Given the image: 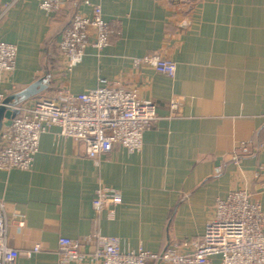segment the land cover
<instances>
[{"label":"crops","instance_id":"crops-1","mask_svg":"<svg viewBox=\"0 0 264 264\" xmlns=\"http://www.w3.org/2000/svg\"><path fill=\"white\" fill-rule=\"evenodd\" d=\"M89 2L105 22H119L121 38L100 54L86 48L63 76L59 36L74 14L89 12L82 1L50 15L35 0H0V42L17 50L14 71L0 72V90L10 98L41 81L42 94L62 86L79 94L120 83L152 100L159 121L143 133L139 153L114 146L97 163L52 126L29 172L0 171L6 213L24 217L22 227H7L8 245L20 251L16 264H58V239L88 236L95 225L125 251L159 254L173 242H195L215 217L216 200L234 190L264 211V0ZM147 54L173 61L174 78L135 66ZM173 95L186 97L178 113L168 106ZM99 184L120 194L112 220L111 207L94 216ZM35 245L40 251L28 256ZM209 262L220 264L216 256Z\"/></svg>","mask_w":264,"mask_h":264},{"label":"built area","instance_id":"built-area-1","mask_svg":"<svg viewBox=\"0 0 264 264\" xmlns=\"http://www.w3.org/2000/svg\"><path fill=\"white\" fill-rule=\"evenodd\" d=\"M35 1L42 11L53 15L72 0ZM81 1L89 12L74 14L59 36L63 76L82 62L86 48L100 54L121 38L118 21L105 22L99 5ZM16 53L14 45L0 42V72L14 71ZM134 64H146L166 79L175 76L176 64L158 54H147L135 59ZM7 95L0 90V108L5 107L11 114L9 119H3L8 124L0 129V171L3 172H29L40 137L52 126L58 128V136L71 139L82 148L83 158L97 163L114 146L131 154L139 153L143 133L159 121L152 100L141 99L136 88H126L120 83L79 94L62 86L48 95L40 93L16 104H5ZM185 101V96H171L170 111L180 112ZM239 148L246 153L248 144L242 143ZM120 203L117 190L99 184L91 207L96 218L111 207L107 218L112 220L113 208ZM5 209V202L0 199V264H16L20 251L8 245L7 227L11 223L22 227L24 217L19 213L9 216ZM82 246L91 249L84 253ZM188 246L189 252L180 250ZM39 251L40 246L35 245L27 254ZM56 255L58 264H209L213 256L219 257L220 264H264V211L250 200L246 191L234 190L225 199L216 200L215 217L207 221L204 235L195 242L181 245L173 242L159 254L141 249L125 251L118 238L102 236L95 225L88 236L73 240L59 238Z\"/></svg>","mask_w":264,"mask_h":264},{"label":"water","instance_id":"water-1","mask_svg":"<svg viewBox=\"0 0 264 264\" xmlns=\"http://www.w3.org/2000/svg\"><path fill=\"white\" fill-rule=\"evenodd\" d=\"M182 26H186V24H182ZM46 90V86L41 81L36 82L32 84L31 86L24 89L22 92L17 94L16 96L7 98L5 101V104H10L14 101L20 100V99H29L34 95H38ZM10 112L5 109V107L0 108V129L3 125H7L8 122L3 123V119H9L10 118Z\"/></svg>","mask_w":264,"mask_h":264},{"label":"trees","instance_id":"trees-1","mask_svg":"<svg viewBox=\"0 0 264 264\" xmlns=\"http://www.w3.org/2000/svg\"><path fill=\"white\" fill-rule=\"evenodd\" d=\"M61 12V11H60ZM58 13V12H57Z\"/></svg>","mask_w":264,"mask_h":264}]
</instances>
